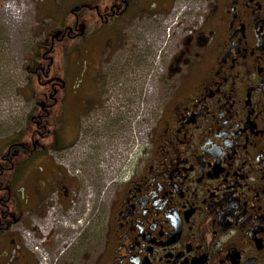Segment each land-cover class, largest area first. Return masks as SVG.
I'll use <instances>...</instances> for the list:
<instances>
[{"label":"flooded vegetation","instance_id":"obj_1","mask_svg":"<svg viewBox=\"0 0 264 264\" xmlns=\"http://www.w3.org/2000/svg\"><path fill=\"white\" fill-rule=\"evenodd\" d=\"M87 3L95 13L75 30L90 44L92 84L37 103L27 152L46 137V167L60 172L28 180L39 195L49 179L24 227L47 216L53 194L56 215L69 212L75 176L52 151L80 170L94 219L74 247L59 231L54 247L35 245L40 254L50 264H264V0H205L193 19L179 0ZM9 214L0 264H36Z\"/></svg>","mask_w":264,"mask_h":264},{"label":"rangeland","instance_id":"obj_2","mask_svg":"<svg viewBox=\"0 0 264 264\" xmlns=\"http://www.w3.org/2000/svg\"><path fill=\"white\" fill-rule=\"evenodd\" d=\"M9 1L0 0V215H5L1 221H12L9 213L15 215L21 222L16 225L17 229L22 230L26 228L24 223H27L30 213L39 212V201L43 199L47 187L44 183L49 181L37 186V195L31 190L32 186L26 190L28 180L31 177L41 178L47 171L60 172L57 167H46V163L50 162L46 137L37 138L35 135L38 144L33 155L28 154L27 149H33L30 138L34 136L30 119L39 109V100L53 90L60 93L62 90L71 92L81 89L83 92L92 84L88 74L89 41L84 39L83 34L72 37L69 30L76 33V27L81 28L85 18L90 12L95 13V9L90 8L87 0H21L24 9L14 17L6 10ZM179 1L192 13V6L198 0ZM204 1L201 0L202 3ZM104 2L94 0V5L101 10ZM95 67L98 69V65ZM92 75L96 73L92 72ZM147 96L140 100L139 105L142 101L147 102ZM150 108L140 106V116H148ZM83 139L84 135L80 134V141ZM51 157L62 162L72 178L75 176L76 185L73 184L75 188L71 191L69 212L67 216L63 212L56 215L60 204L53 194L49 199L47 216L29 221L27 225L30 227L24 229L23 233L28 239H33V244L37 238H49L54 247L56 240L51 236L59 231H70L75 235L73 240L70 238L69 246L74 247L77 238L83 234L86 221L89 219L90 223L93 222L95 196L92 192L89 196L87 188L78 186L82 182L81 173L80 170L76 171L78 167L68 156L57 158L52 151ZM73 222L76 226L74 231ZM95 241L90 239L82 244V250L88 245L93 249Z\"/></svg>","mask_w":264,"mask_h":264},{"label":"built area","instance_id":"obj_3","mask_svg":"<svg viewBox=\"0 0 264 264\" xmlns=\"http://www.w3.org/2000/svg\"><path fill=\"white\" fill-rule=\"evenodd\" d=\"M11 8L14 12H18L20 10V5L16 2H13Z\"/></svg>","mask_w":264,"mask_h":264}]
</instances>
